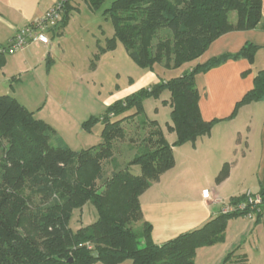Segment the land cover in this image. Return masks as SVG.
Wrapping results in <instances>:
<instances>
[{
  "label": "trees",
  "instance_id": "obj_1",
  "mask_svg": "<svg viewBox=\"0 0 264 264\" xmlns=\"http://www.w3.org/2000/svg\"><path fill=\"white\" fill-rule=\"evenodd\" d=\"M85 1L96 10L103 2ZM70 7V0H64L61 27L67 23ZM104 14L112 20L114 35L103 51L114 50L120 42L141 68L159 64L178 70L197 63L181 76L119 101L101 118L92 119L104 124L103 142L79 152L55 137L54 130L16 98L0 94V264H195L197 250L223 242L227 220L239 217L221 214L159 246L152 242L140 197L174 168V147L195 144L211 134L218 120L202 118L197 77L230 60L246 59L252 64L258 47L247 43L236 54L205 64L199 59L227 33L264 30L262 0H115ZM163 90L170 92L169 130L177 136L172 145L157 122L142 117L144 99ZM263 99L264 71H259L253 89L236 104L231 118L241 107ZM130 109L135 112L110 120ZM136 118L139 126L150 130L147 146L122 169L113 156V142L125 138L123 124ZM108 160L114 171L104 180L103 164ZM135 166L140 175H133ZM229 172L230 165L225 164L216 182L227 179ZM260 195L264 202V192ZM244 200L243 195L230 201ZM87 203L95 207L98 220L72 230L73 212ZM138 223L143 227L140 234L134 228Z\"/></svg>",
  "mask_w": 264,
  "mask_h": 264
},
{
  "label": "crops",
  "instance_id": "obj_2",
  "mask_svg": "<svg viewBox=\"0 0 264 264\" xmlns=\"http://www.w3.org/2000/svg\"><path fill=\"white\" fill-rule=\"evenodd\" d=\"M57 2L0 0V47L6 46L18 30L43 18ZM262 16L264 20V0ZM247 43L258 47L252 64L246 59L230 60L197 77L202 91L199 103L202 118L206 122L218 120L211 134L195 144L174 147V168L140 197L143 218L151 225V239L156 245L200 229L220 216L224 203L232 198L247 192H264V99L241 107L231 118L236 104L253 89L256 73L264 71V30L236 31L221 36L210 45L199 63L236 54ZM51 47L52 44L33 43L11 58L0 57L4 61L0 67L3 88L0 94L11 95L16 90L12 81L16 79L20 84L22 74L42 65L47 53L52 55ZM40 94L16 92L12 96L35 114L39 109L32 108L40 106ZM165 138L171 145L177 140L173 132ZM225 164L230 165L229 176L218 184L216 178ZM197 186L205 188L199 189V198L195 194ZM195 264H264V209L260 217L253 219L229 218L223 242L198 249Z\"/></svg>",
  "mask_w": 264,
  "mask_h": 264
},
{
  "label": "rangeland",
  "instance_id": "obj_3",
  "mask_svg": "<svg viewBox=\"0 0 264 264\" xmlns=\"http://www.w3.org/2000/svg\"><path fill=\"white\" fill-rule=\"evenodd\" d=\"M114 1L103 0L100 8L96 10L85 0H70L67 23L61 27L64 12L58 28L46 31L50 46L52 44L50 49L52 55L48 56L47 53L42 65L22 74L20 84L16 79L12 81L16 90L11 91L9 96L16 95V92L20 95L41 93L40 106L32 108L39 109L34 114L35 118L48 124L54 130L55 137L63 140L75 152L98 146L103 142L104 124L102 121L94 122L92 119L101 118L119 101H125L144 89L148 90L161 82L181 76L197 63L184 65L178 70H169L159 64L153 69L141 68L132 61L120 42L114 50L103 51L107 40L114 35L112 20L104 12ZM230 19L235 22L236 15L232 14ZM160 36H164V33H160ZM157 42L158 40L155 44ZM9 56L11 55H5L11 58ZM29 87L40 91L30 92ZM2 89L0 87V91H3ZM142 106V117L147 122H157L163 135L168 137L172 133L169 130L172 113L170 92L163 90L157 97L145 98ZM134 112L135 109L126 110L117 117H111L110 120L115 121ZM138 122L139 118H136L124 123L125 138L113 142V156L122 169L147 146L150 130L139 126ZM113 171L111 161H105L104 180L108 179ZM132 173L140 175L141 170L135 166ZM104 180L100 181L98 186L101 187ZM206 188L211 189L209 186ZM199 189L202 191L205 188L196 187L195 194L198 198ZM210 199L215 200L213 197ZM97 220L95 207L87 203L82 209L73 212L70 228L76 231ZM140 226L138 223L134 227L139 234L143 229Z\"/></svg>",
  "mask_w": 264,
  "mask_h": 264
},
{
  "label": "built area",
  "instance_id": "obj_4",
  "mask_svg": "<svg viewBox=\"0 0 264 264\" xmlns=\"http://www.w3.org/2000/svg\"><path fill=\"white\" fill-rule=\"evenodd\" d=\"M63 1L64 0H58L55 7L48 11L43 18L34 24L18 30L6 46L0 47V56L6 54L12 55L17 51L27 48L33 43L50 46V39L46 35V31H52L60 24L62 14L64 13L62 9ZM206 197L212 198L211 194H206ZM244 197V201H228L227 203H224L221 214L237 215L248 219L257 217V215L264 209V202L261 195L247 192L244 194ZM216 201L220 202V200Z\"/></svg>",
  "mask_w": 264,
  "mask_h": 264
},
{
  "label": "water",
  "instance_id": "obj_5",
  "mask_svg": "<svg viewBox=\"0 0 264 264\" xmlns=\"http://www.w3.org/2000/svg\"><path fill=\"white\" fill-rule=\"evenodd\" d=\"M93 257L98 258V254L97 253H93Z\"/></svg>",
  "mask_w": 264,
  "mask_h": 264
}]
</instances>
